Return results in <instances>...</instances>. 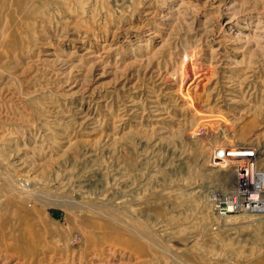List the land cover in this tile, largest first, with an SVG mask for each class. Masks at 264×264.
Returning a JSON list of instances; mask_svg holds the SVG:
<instances>
[{"label":"rangeland","instance_id":"374dc122","mask_svg":"<svg viewBox=\"0 0 264 264\" xmlns=\"http://www.w3.org/2000/svg\"><path fill=\"white\" fill-rule=\"evenodd\" d=\"M2 34L0 264H264V210L221 213L236 167L211 162L254 148L264 173V0H0ZM193 49L233 125L166 80Z\"/></svg>","mask_w":264,"mask_h":264},{"label":"bare ground","instance_id":"6f19581e","mask_svg":"<svg viewBox=\"0 0 264 264\" xmlns=\"http://www.w3.org/2000/svg\"><path fill=\"white\" fill-rule=\"evenodd\" d=\"M167 15H169L167 18L171 19L174 14L173 13H169V14L167 13ZM90 34H91V32H89V35ZM4 36H5V38H4ZM4 36H3V34L0 35V46L3 45L8 40L7 39L8 37H6V34ZM4 45H7V44H4ZM106 45L107 44L105 43L102 45V47L105 48ZM89 52L92 53L90 56L92 58L101 56V54L96 53L97 51L93 52V51L89 50ZM107 52H108L107 50H103L101 53H107ZM200 57H201L200 56V50H196V49H193V50L189 51L188 53L184 54L183 57H181L178 60V64L176 66H174V67L170 68L168 71H166V75H165L166 80H168L169 83L173 86L174 93L176 95H178V97H180L183 100V102L186 104L185 110L187 109V112H190L192 114V118L195 120V122L197 124L203 123L207 120H211L210 118H212V117H216L215 121L218 119L219 123L223 122L224 124L233 125L232 120L229 118V116L227 114H224L223 112L215 113V112H211L209 109H205L206 107H208V104L211 101L208 99V97H206V96H208L206 94V91L208 90V85L210 83H212V81L214 80L215 77H213V74L209 69H206L203 67V65L200 62ZM211 94H212V92H211ZM204 97H206V98H204ZM211 122H213V121H211ZM204 124H206V123H204ZM204 124H202V126ZM196 128H198V126ZM193 130H195V129L193 128ZM211 132H212V130H210V127H208V129L205 131L204 138L207 139V138L211 137L210 136ZM189 135L191 136V134H189ZM192 135H194V136L196 135L194 131H193ZM202 136H203V133H202ZM218 148H220V147H218ZM244 148H249V147H243V148H238V149H234L233 147H226V146L221 147V150L219 152L217 150H215V152H214L213 159L215 158L216 161L215 162H213V160L211 161L212 166H215V167L219 166L221 168H228V166L231 164L235 165V167H236L235 172H236V182H237V188L238 189L233 193L231 192L230 195L227 197L226 203L229 205L227 206L226 213L227 212H234V210H235L234 205L235 204L238 205L237 208H240L241 210H244V211L250 210L253 212L254 211L260 212V211L264 210V203H263L264 202V173L261 172V170H260L261 167L258 163L260 154H259V151L257 149H255V152H253V150H251L252 148H249L248 150L244 149ZM249 179H252V180L257 179V182L254 183L253 181H250ZM21 181H22V179H21ZM32 181H33V179L29 178V176H26L25 179H23L22 184H20V183H19V185L15 184V186H14L15 188L11 185L10 188L15 193H18V192L19 193H25L27 195H32L35 197L37 195H38V197H40L39 196V194H40L41 196L44 197V195L41 194L44 192L43 191L39 192L36 189L37 187L36 188L34 187V185H35V184H33L34 181L33 182ZM10 184H12V183H10ZM4 185H7V184H4ZM45 198H47V197H45ZM45 198H43V199H45ZM35 200H38L37 197ZM23 201H25V200L23 199ZM42 202H44V201H42ZM50 202H51V200L49 201L48 204H51ZM54 202H53V204H54ZM66 203L70 204V205H68L69 208H75L78 205L75 201H72L70 199H68L66 201ZM239 203H241V204H239ZM60 204H62V203L60 202ZM81 208H84V207H81ZM85 208H87V207L85 206ZM96 210H97V208H96ZM129 227H130V225H129ZM131 227H130V229L134 230L133 227L132 228ZM140 237H143L145 240L148 238V242L151 245H153L154 247L155 246L158 247V249L160 248L165 254H168V256L174 257V255L177 254V252H175L172 248L169 249V248L164 247L161 244L153 243L152 239L149 238L147 235L142 234ZM132 253L134 254L133 251H132ZM181 261H183V260L181 259Z\"/></svg>","mask_w":264,"mask_h":264},{"label":"built area","instance_id":"2783aa9c","mask_svg":"<svg viewBox=\"0 0 264 264\" xmlns=\"http://www.w3.org/2000/svg\"><path fill=\"white\" fill-rule=\"evenodd\" d=\"M251 150H253V152H255V149H254V148H252ZM235 206H236V207H235ZM237 207H238V205L235 204V205H234V209H235V208L238 209ZM221 209H222V210H221V213H223V214L225 213V214H226L225 207L222 206ZM236 209H235V210H236ZM235 210H234V211H235Z\"/></svg>","mask_w":264,"mask_h":264}]
</instances>
